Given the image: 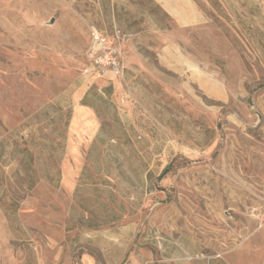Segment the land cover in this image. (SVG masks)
<instances>
[{
	"label": "rangeland",
	"instance_id": "rangeland-1",
	"mask_svg": "<svg viewBox=\"0 0 264 264\" xmlns=\"http://www.w3.org/2000/svg\"><path fill=\"white\" fill-rule=\"evenodd\" d=\"M0 264H264V0H0Z\"/></svg>",
	"mask_w": 264,
	"mask_h": 264
},
{
	"label": "built area",
	"instance_id": "built-area-1",
	"mask_svg": "<svg viewBox=\"0 0 264 264\" xmlns=\"http://www.w3.org/2000/svg\"><path fill=\"white\" fill-rule=\"evenodd\" d=\"M88 57L92 72L101 75L111 74L114 78L122 76L118 51L109 43L108 38L95 28L90 32Z\"/></svg>",
	"mask_w": 264,
	"mask_h": 264
},
{
	"label": "trees",
	"instance_id": "trees-1",
	"mask_svg": "<svg viewBox=\"0 0 264 264\" xmlns=\"http://www.w3.org/2000/svg\"><path fill=\"white\" fill-rule=\"evenodd\" d=\"M167 170H169V168H167Z\"/></svg>",
	"mask_w": 264,
	"mask_h": 264
}]
</instances>
